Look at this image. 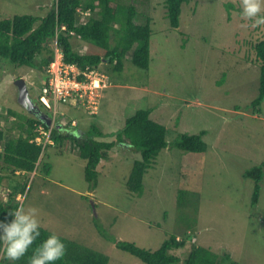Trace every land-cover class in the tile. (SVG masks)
Segmentation results:
<instances>
[{
	"label": "rangeland",
	"instance_id": "rangeland-1",
	"mask_svg": "<svg viewBox=\"0 0 264 264\" xmlns=\"http://www.w3.org/2000/svg\"><path fill=\"white\" fill-rule=\"evenodd\" d=\"M228 3L235 5L230 14ZM51 4L0 0V20L16 14L42 17ZM139 5L154 18L149 68L127 62L121 73L113 71L98 115L90 120L82 113L80 129L87 131L90 123H97L109 133L104 140L112 141L110 134L123 128L128 116L141 108L153 109L151 117L167 128L169 146L145 174L142 195L126 186L138 153L115 147L101 160L97 184L91 187L86 162L73 142L64 141L61 148L46 149L40 168L26 175L29 182L18 198L41 209L44 228L104 254L108 264H145L116 242L156 251L171 235L182 239L184 233L193 236L176 252L182 260L196 243L221 256L228 253L238 264H264V181L259 203L253 206L255 183L243 177L264 162V102L254 113L251 104L258 95L260 71L250 48L264 37V26H240L248 23L238 15L240 0H188L177 29L164 17L162 0H140ZM72 42L80 53L90 50L78 38ZM19 78L42 108L37 71L0 60V128L15 137L20 135L16 125L24 120L19 116H34L18 103ZM57 112L66 115L63 124L80 115L70 105ZM42 113L52 117L44 107ZM201 131L206 132L207 152L172 147L180 135ZM43 162L50 165L49 173L43 171ZM24 178L19 176L21 182ZM181 190L193 192L194 199L183 215L177 208ZM6 196V189L0 188V197Z\"/></svg>",
	"mask_w": 264,
	"mask_h": 264
},
{
	"label": "trees",
	"instance_id": "trees-1",
	"mask_svg": "<svg viewBox=\"0 0 264 264\" xmlns=\"http://www.w3.org/2000/svg\"><path fill=\"white\" fill-rule=\"evenodd\" d=\"M139 1L52 0L51 6L42 17L16 14L2 18L0 60L13 65L14 68L27 67L37 71L42 80V84H38L41 86L40 91L48 84L46 68L55 60L56 49L62 53L67 65L78 67L81 71L98 69L110 77L113 71L121 73L127 62L142 70H148L151 61L150 42L154 18L140 11L139 6L145 3L139 5ZM187 3L188 0H162L164 17L168 19L170 27L179 28L182 7ZM226 7L229 14L235 10L233 3H228ZM73 38H78L87 44L90 50L86 53L76 51ZM188 39H185L186 42ZM250 48L255 52L251 60L259 66L260 71L258 95L251 104L255 113L264 102V37L258 39L255 44L251 43ZM130 53L131 57H128ZM103 65L107 66L106 71L102 69ZM73 108L77 109L80 115L75 118L70 117L68 124L61 122V118L66 117L65 114L58 113L54 116L53 112L45 108L52 115L50 119L57 121L53 128L36 116H19L24 120L16 125V129L20 132L18 137L12 135L10 130L7 135L0 128V188H5L7 191L5 199L0 197V219H3L5 214L20 202L18 197L25 193L29 182V177L26 175L35 173L42 163L46 149L61 148L64 141L73 142L79 151V156L86 162L85 178L92 185L91 187L97 184V168L101 160L107 158L115 147L128 148L138 153L140 159L134 161L126 186L130 192L138 196L142 195L145 174L160 152L169 146L166 139L167 128L151 117L153 109L147 107L136 110L126 118L123 128L110 134L115 140L106 141L104 139L109 133L103 132L97 123H90L87 131L80 129L82 113L83 116H89L90 120L97 114L90 113L86 109ZM9 112L17 116V113ZM39 128L50 131L48 140L41 135ZM205 134V131L182 134L172 143V147L193 154L205 153L208 150L203 139ZM37 137H42L41 143L36 141ZM43 163V171L49 173L50 165ZM21 175L25 177L23 182L19 180ZM243 177L255 183L251 203L256 206L260 200L261 184L264 181V162L246 170ZM192 195L193 192L186 190L178 193L177 208L180 215L181 213L183 215L188 203L194 201L190 199ZM41 231L42 236L50 232L44 227ZM192 236L193 234L184 233L182 239H179L178 235H171L156 251L145 250L134 243L123 241L116 242V246L145 264H238L232 260L230 254L224 253L221 256L196 243L191 244L190 251L182 260L176 252L184 249ZM61 238L67 246V252L57 264L109 263V258L104 254L72 239L62 236ZM3 264H11V262L4 261ZM16 264H27V256Z\"/></svg>",
	"mask_w": 264,
	"mask_h": 264
},
{
	"label": "clouds",
	"instance_id": "clouds-1",
	"mask_svg": "<svg viewBox=\"0 0 264 264\" xmlns=\"http://www.w3.org/2000/svg\"><path fill=\"white\" fill-rule=\"evenodd\" d=\"M239 9L238 15L242 21L248 22L242 23V28L264 26V0H240ZM107 77L109 81L107 87L101 90L102 97L104 91L110 88V78L108 75ZM100 105L99 103V110ZM54 125L56 126V122L52 120L50 127ZM18 200L20 202L16 207L0 219V264L4 261L16 264L26 256L27 264H57L67 252L64 240L55 232L42 236L41 209L25 203L23 198Z\"/></svg>",
	"mask_w": 264,
	"mask_h": 264
},
{
	"label": "built area",
	"instance_id": "built-area-1",
	"mask_svg": "<svg viewBox=\"0 0 264 264\" xmlns=\"http://www.w3.org/2000/svg\"><path fill=\"white\" fill-rule=\"evenodd\" d=\"M46 74L48 84L41 89L38 100L48 111L53 112L54 116L58 114V108L62 105L86 109L93 114L98 113L101 90L107 87L109 81L104 72L98 69L81 71L78 67L67 65L62 53L56 49L55 60L46 68ZM43 129L38 130L48 140L50 131ZM36 139L41 143L42 137Z\"/></svg>",
	"mask_w": 264,
	"mask_h": 264
},
{
	"label": "water",
	"instance_id": "water-1",
	"mask_svg": "<svg viewBox=\"0 0 264 264\" xmlns=\"http://www.w3.org/2000/svg\"><path fill=\"white\" fill-rule=\"evenodd\" d=\"M15 84L18 87L19 92L18 103L27 109L30 114L36 116L38 119L50 126L52 124V120L46 114L36 109V106L30 98V92L25 79L19 78L16 80Z\"/></svg>",
	"mask_w": 264,
	"mask_h": 264
},
{
	"label": "flooded vegetation",
	"instance_id": "flooded-vegetation-1",
	"mask_svg": "<svg viewBox=\"0 0 264 264\" xmlns=\"http://www.w3.org/2000/svg\"><path fill=\"white\" fill-rule=\"evenodd\" d=\"M30 92V90H29ZM31 100L33 101L34 105L36 106V109L40 110L42 112V109L40 108V106L34 101V99L30 96ZM29 113V112H28ZM32 115V114H31Z\"/></svg>",
	"mask_w": 264,
	"mask_h": 264
},
{
	"label": "crops",
	"instance_id": "crops-1",
	"mask_svg": "<svg viewBox=\"0 0 264 264\" xmlns=\"http://www.w3.org/2000/svg\"><path fill=\"white\" fill-rule=\"evenodd\" d=\"M81 131V130H80Z\"/></svg>",
	"mask_w": 264,
	"mask_h": 264
}]
</instances>
